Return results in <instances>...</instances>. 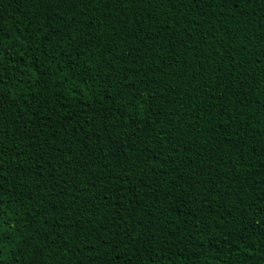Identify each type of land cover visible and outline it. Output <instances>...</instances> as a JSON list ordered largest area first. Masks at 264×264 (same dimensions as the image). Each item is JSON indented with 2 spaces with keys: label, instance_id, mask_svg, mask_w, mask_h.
<instances>
[{
  "label": "trees",
  "instance_id": "1",
  "mask_svg": "<svg viewBox=\"0 0 264 264\" xmlns=\"http://www.w3.org/2000/svg\"><path fill=\"white\" fill-rule=\"evenodd\" d=\"M0 264H264V0H0Z\"/></svg>",
  "mask_w": 264,
  "mask_h": 264
}]
</instances>
